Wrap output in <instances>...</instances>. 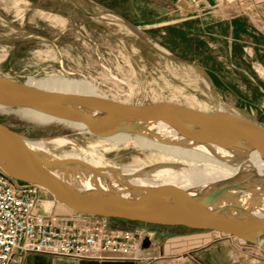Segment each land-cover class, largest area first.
Wrapping results in <instances>:
<instances>
[{
  "label": "rangeland",
  "instance_id": "rangeland-1",
  "mask_svg": "<svg viewBox=\"0 0 264 264\" xmlns=\"http://www.w3.org/2000/svg\"><path fill=\"white\" fill-rule=\"evenodd\" d=\"M247 59L232 57L228 43L215 41L197 25L143 29L83 0H0V75L42 88L130 102L166 97L210 109L216 96L227 108L264 125V64L252 67ZM0 121L45 139L52 153L80 152L82 144L86 156L96 153L118 165L148 167L153 178L178 186L187 181L159 165L161 158L151 148L155 137L119 133L137 145H113L80 124L57 122L26 108L0 106ZM158 121L176 125L169 116ZM189 123L217 127L200 120ZM43 196L52 197L46 190Z\"/></svg>",
  "mask_w": 264,
  "mask_h": 264
},
{
  "label": "water",
  "instance_id": "water-1",
  "mask_svg": "<svg viewBox=\"0 0 264 264\" xmlns=\"http://www.w3.org/2000/svg\"><path fill=\"white\" fill-rule=\"evenodd\" d=\"M0 106L80 124L104 138L119 133L156 137L160 133L151 125L166 116L175 121V130L192 136L187 124L200 120L236 134L264 156V125L227 108L216 96L212 109L166 97L130 102L42 88L0 75ZM29 139L33 138L0 121V169L12 178L42 186L72 211L230 234L264 251V205L227 199V187L220 181L184 190L153 178L148 167L118 165L105 158H63L32 148ZM143 246H151L149 238Z\"/></svg>",
  "mask_w": 264,
  "mask_h": 264
},
{
  "label": "crops",
  "instance_id": "crops-1",
  "mask_svg": "<svg viewBox=\"0 0 264 264\" xmlns=\"http://www.w3.org/2000/svg\"><path fill=\"white\" fill-rule=\"evenodd\" d=\"M108 15H120L141 28L201 26L215 41L228 43L232 57L264 64V0H85ZM87 15H91L80 6ZM155 227L144 253L151 264H264V251L208 230L176 231ZM184 228V227H182ZM10 264H136L132 261L78 259L36 252H17Z\"/></svg>",
  "mask_w": 264,
  "mask_h": 264
},
{
  "label": "built area",
  "instance_id": "built-area-1",
  "mask_svg": "<svg viewBox=\"0 0 264 264\" xmlns=\"http://www.w3.org/2000/svg\"><path fill=\"white\" fill-rule=\"evenodd\" d=\"M44 191L42 186L12 178L0 169V264H10L17 252L136 264L155 260L144 253L143 246L146 238L152 243L155 227L112 226L103 216L63 211L53 196H43ZM225 235L240 246H253Z\"/></svg>",
  "mask_w": 264,
  "mask_h": 264
},
{
  "label": "bare ground",
  "instance_id": "bare-ground-1",
  "mask_svg": "<svg viewBox=\"0 0 264 264\" xmlns=\"http://www.w3.org/2000/svg\"><path fill=\"white\" fill-rule=\"evenodd\" d=\"M161 123L157 121L155 125H151V129H156L160 133L155 137L158 139L151 148L153 153L161 158L159 165L163 166L165 171L171 170L176 177L187 179L182 185L184 190L220 181L222 186L227 187V199L234 197L246 201L253 200L264 205V181L258 182V179L264 178V156L256 149L224 128H207L204 125L188 123L187 130L192 134L189 136L180 130H175L178 129L177 125H161ZM126 136L115 134L106 137V140L113 145L129 142L137 145L134 139ZM64 137L61 139H65ZM161 140H168V142L159 143ZM27 142L34 149L52 152L45 139L33 138ZM80 148V152L64 153L62 157L104 158L96 153L86 156V148L82 144ZM43 154L44 157L53 156L49 153ZM227 180L231 183L226 182ZM161 181L170 183L166 179ZM59 206L72 211L60 202Z\"/></svg>",
  "mask_w": 264,
  "mask_h": 264
},
{
  "label": "trees",
  "instance_id": "trees-1",
  "mask_svg": "<svg viewBox=\"0 0 264 264\" xmlns=\"http://www.w3.org/2000/svg\"><path fill=\"white\" fill-rule=\"evenodd\" d=\"M110 220H113V221L132 222V223H135L137 225H149L151 227H183V226H166V225H158V224H147V223H142V222H138V221H129V220L117 219V218H110ZM184 228H187V227H184Z\"/></svg>",
  "mask_w": 264,
  "mask_h": 264
}]
</instances>
